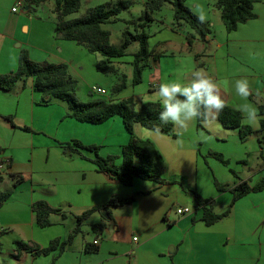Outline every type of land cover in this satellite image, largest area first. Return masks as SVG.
Returning <instances> with one entry per match:
<instances>
[{
    "label": "crops",
    "instance_id": "obj_1",
    "mask_svg": "<svg viewBox=\"0 0 264 264\" xmlns=\"http://www.w3.org/2000/svg\"><path fill=\"white\" fill-rule=\"evenodd\" d=\"M3 1L6 12L0 11L1 75L18 69L22 50L39 64H66L71 77L72 68L83 70L85 62L81 58L97 55L75 41L56 38L54 1L32 9L25 5L15 13L12 8L25 0ZM199 2L211 29L205 40L196 35L191 46L187 38L195 34L192 28L160 21L159 30L149 39L155 41L149 48L157 58H151L145 69L147 87L131 96L114 95L109 102L132 98L139 111L144 103L158 102L154 93L161 82L187 83L195 70H203L219 82L222 98L235 109L245 103L235 93L236 79L247 78L254 89L264 93V0L254 6L256 18L231 33L220 10ZM44 5L48 9L37 12ZM95 57L97 69L99 59ZM247 102L264 116V108L260 109L264 107V95L254 94ZM217 124L219 127L211 129L203 124L202 128L196 120L182 132L174 127L176 138L163 133L150 136L148 129L136 124L135 136L151 141L158 149L167 183L135 179L132 186H125L100 173L91 152L73 156L63 152V146L73 141L97 145L101 156H117V165H121L123 147L130 140L121 117L102 124L79 122L71 117L67 102L44 98L37 92L33 77L25 86L17 83L10 92L0 90V162L11 160L10 166L0 170V194L11 192L0 207V244L6 248V252L0 250V264H264V190L238 200L228 217L211 226L202 221V210L196 209L194 197L182 195L186 182L188 188L214 201L216 213H223L230 205V191L216 193L208 185L206 194L199 188L202 168L207 169L203 155L210 152H221L235 164L245 162L237 170L243 177L234 174L237 182L231 172L225 175L232 188L241 182L255 185L264 175L261 128H252L256 133L242 141L238 130L224 128L219 120ZM254 154L260 156L261 163L250 167ZM12 175L20 176L21 182L15 184ZM132 196L136 197L133 203L110 208L112 219L104 209L92 213L62 252L56 249L40 256L29 250L16 252L17 242L40 250L53 240L64 241L76 229L78 216L112 198ZM39 201L59 211L51 215L52 224L46 228L38 226L33 211ZM176 207H187L190 213L178 215ZM94 225L106 227L94 231ZM95 247L97 251H88Z\"/></svg>",
    "mask_w": 264,
    "mask_h": 264
},
{
    "label": "trees",
    "instance_id": "obj_2",
    "mask_svg": "<svg viewBox=\"0 0 264 264\" xmlns=\"http://www.w3.org/2000/svg\"><path fill=\"white\" fill-rule=\"evenodd\" d=\"M49 1L55 2L54 13L57 17L55 28L56 38L60 40L75 41L78 45L84 47L89 53L97 54L102 57L97 63V70L105 75L117 73L114 65L116 60L128 56V50L134 43L139 44L138 50L133 54V84L138 85L142 81V74L149 66L151 58L156 59L153 52L149 48L150 35L145 28L147 23L154 20L152 12L160 10L165 2L170 0H151L147 8L143 11L139 18L140 23L129 21V24L135 25V32L125 30L122 33V42L114 45L111 42V32L104 29V25L112 24L120 20L119 16L124 11H129L132 3L127 0H119L114 5L108 6L101 4L87 10L85 16L80 18L69 19V16L77 13L83 0H25V5L29 9L39 6ZM262 0H215V7L221 12V19L227 29L231 33L250 20L256 18L254 6ZM174 10V24L180 26L182 24L189 25L195 34L188 35V43L192 46L193 40L198 35L205 40L207 35L211 33L208 22L200 23L197 17L187 5V0H171ZM34 78V88L44 98L60 99L68 103L71 110V117L82 123L102 124L115 116L123 119L125 127L130 134V140L123 147L121 165H116L117 156L103 157L100 155V147L97 145H84L79 141H73L63 146V152L73 156L82 154V151L91 152L94 155L92 162L96 165L98 171L109 176L111 179L118 180L125 186H132L135 179L154 181L165 184L167 181L162 176L161 155L156 146L149 140H143L135 136L134 126L140 124L142 127L152 130L159 126L161 133L176 138L174 126L162 124L158 118L162 106L158 102L144 103L139 111L135 110V102L132 98L121 102H109L105 100H95L91 102H80L75 96L77 81L72 78L66 64H39L31 59L27 50H22L19 56L18 69L11 74H0V90L10 92L17 83L22 82L26 85L29 78ZM122 83L118 84L115 92H120L126 87V76H122ZM263 106L260 108L263 110ZM12 121L11 118H8ZM218 120L226 129L238 130L242 141L247 140L256 132L242 123V114L235 108L226 104L224 110L219 114ZM200 126L202 122L198 120ZM28 130V128H25ZM259 133L260 147L262 149L260 155L264 156V121H262ZM216 158L225 163H229L224 159L222 154L212 153ZM235 174V173H233ZM16 179V183L21 182L20 176L12 175ZM220 191H228L224 187H219ZM264 190V175L255 184L250 185L248 182H241L229 191L233 195V199L228 208L223 213L214 211V201L205 199L196 191L193 192L195 207L202 210V221L211 226L230 215L235 203L248 195L249 193H257ZM11 195L10 191L0 194V207ZM135 196L129 198H112L105 205L93 208L81 216L77 217V227L69 237L61 241L53 240L47 248L33 249L27 245L17 242L16 252L24 250L33 251L35 256L46 255L56 249L61 252L69 246L75 236L80 233L82 223L94 212L104 209L110 215V208L124 206L133 203ZM33 211L36 214V222L41 228L49 227L52 223L50 217L52 214L59 213L58 210L51 208L45 201L36 202L33 205ZM106 225H94V231L104 230ZM88 251H97V248L88 249Z\"/></svg>",
    "mask_w": 264,
    "mask_h": 264
},
{
    "label": "rangeland",
    "instance_id": "obj_3",
    "mask_svg": "<svg viewBox=\"0 0 264 264\" xmlns=\"http://www.w3.org/2000/svg\"><path fill=\"white\" fill-rule=\"evenodd\" d=\"M119 0H84L82 2V6L80 10L69 16V19H74V18H80L86 15L87 10L89 8L101 5V4H106L108 6L114 5ZM132 3V6L129 11H124L123 13L120 14L119 18L120 20L112 23V24H107L104 25V29L109 30L111 32V42L114 45H119L122 42V33L125 30H129L132 33L135 32V25L134 24H129V21L135 20V22L140 23L139 18L141 17L143 11L147 8L148 3L151 0H127ZM200 1V0H199ZM206 5H208L210 8L214 9L215 7V0H202ZM3 0H0V11L1 12H6V4ZM192 3V0H187V5L190 7ZM48 9V5H44L42 7H39L37 12L39 13H44ZM217 10V9H216ZM154 20L152 22L147 23V26L145 28L146 32L149 35H153L157 30H159L160 26V21L166 22L168 25H171L174 23V10H173V5L170 1L165 2V4L162 6L160 10L153 11L152 12ZM156 20V21H155ZM188 29L191 30V27L189 25ZM139 44L134 43L133 45L130 46L128 50V56L124 57L121 62H116L114 65L117 68V73L115 74H110V75H105L96 69V63H95V56L100 60L102 57L100 55H87L88 57L86 59H82L80 61H83L84 68L82 71H77L72 68V77L77 81V86L75 89V96L80 102H91L95 100H105L109 101L111 97L114 95L125 97V96H131L137 90L139 89H144L147 87L148 82L145 79V72L142 74V81L138 85L133 84V54L138 50ZM126 76V87L122 89L120 92H115L114 88L122 83V76ZM93 86L96 87H102L107 94L106 95H101L96 92L92 93V88ZM203 125V124H202ZM202 127V126H200ZM204 127V126H203ZM202 127V128H203ZM212 153H218L221 154V152H210L209 154L203 155L205 161L204 164L207 167L202 168L203 172L200 174V184L199 188L204 189V193H208V185L210 186V189L215 191L216 193H221L224 191H220L218 189L219 187H224L228 191L232 188L233 184H229L225 180V175L228 174L229 172L232 173L233 180L238 181V178L235 177V175L243 177L242 173L237 174V170L241 168V166L244 165L245 162H239L238 164H235L234 162L230 161L229 159L225 158L229 163L226 165L222 161H220L218 158H216ZM118 159L115 161V164L117 165ZM250 167H255L259 163H261V159L259 155L255 154L250 158L249 160ZM119 165V164H118ZM117 165V166H118ZM240 165V166H239ZM247 171L245 169L244 173ZM235 173V175L233 174ZM184 191H183V197L184 198H192L193 197V192L197 190L192 188H188L186 185V182H184ZM220 191V192H219ZM226 192V191H225ZM198 193V192H197ZM206 199V198H205ZM1 236V235H0ZM0 250L2 252H6V248H4L0 244Z\"/></svg>",
    "mask_w": 264,
    "mask_h": 264
},
{
    "label": "clouds",
    "instance_id": "obj_4",
    "mask_svg": "<svg viewBox=\"0 0 264 264\" xmlns=\"http://www.w3.org/2000/svg\"><path fill=\"white\" fill-rule=\"evenodd\" d=\"M190 10L200 23L207 22V12L199 0H192ZM154 43L155 41L149 40L150 46ZM234 90L236 95L245 101L237 106V110L242 114V123L259 130L264 116L259 114L257 107L247 101L254 94L261 96L264 93L259 88L254 89L247 78L236 79ZM154 96L162 106L158 116L160 122L171 123L178 132L187 130L196 120H200L209 129L213 126L219 127L218 116L226 107V101L221 95V84L203 70L193 71L191 80L187 83L179 80L161 82ZM149 135H161L160 127L149 130Z\"/></svg>",
    "mask_w": 264,
    "mask_h": 264
},
{
    "label": "built area",
    "instance_id": "obj_5",
    "mask_svg": "<svg viewBox=\"0 0 264 264\" xmlns=\"http://www.w3.org/2000/svg\"><path fill=\"white\" fill-rule=\"evenodd\" d=\"M24 6H25V2H23V1H19V2H17L16 5L12 8V12L15 13V12H17L20 8H24ZM94 92H96V93H98V94H105V93H106V91H105L104 89H102V88H100V87H96V86H94V87L92 88V93H94ZM10 165H11V160L8 159V158H6V159H4V160H2V161L0 162V170H3L5 167H8V166H10ZM175 212H176L178 215H185V214H189V213H190V209L187 208V207H183V208H177V207H176ZM94 244H95V245H98V241H95Z\"/></svg>",
    "mask_w": 264,
    "mask_h": 264
}]
</instances>
